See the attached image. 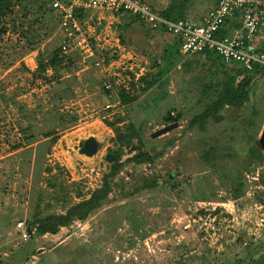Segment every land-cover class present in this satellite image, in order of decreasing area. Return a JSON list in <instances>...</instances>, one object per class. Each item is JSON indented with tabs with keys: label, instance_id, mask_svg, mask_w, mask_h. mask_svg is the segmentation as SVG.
Returning a JSON list of instances; mask_svg holds the SVG:
<instances>
[{
	"label": "rangeland",
	"instance_id": "rangeland-1",
	"mask_svg": "<svg viewBox=\"0 0 264 264\" xmlns=\"http://www.w3.org/2000/svg\"><path fill=\"white\" fill-rule=\"evenodd\" d=\"M146 1L161 9L182 0ZM214 1L183 0V14L201 15ZM78 21L92 53L70 44L58 65L34 72L37 56L62 42L56 17L39 0H12L0 16V264H263L264 74H252L247 100L223 105L202 128L188 125L222 81L248 72L215 53L181 57L172 35L126 12L88 10ZM121 87L134 98L121 103ZM166 112L178 125L149 136ZM117 115L113 125L131 124L140 140L132 136L120 159L143 149L153 160L125 161L83 219L22 238L18 220L61 212L100 185ZM89 135L97 148L86 155L78 147ZM152 174L156 185L133 189Z\"/></svg>",
	"mask_w": 264,
	"mask_h": 264
},
{
	"label": "built area",
	"instance_id": "built-area-1",
	"mask_svg": "<svg viewBox=\"0 0 264 264\" xmlns=\"http://www.w3.org/2000/svg\"><path fill=\"white\" fill-rule=\"evenodd\" d=\"M41 1L58 13V26L63 36L58 54L62 58L69 54L70 44L86 51L87 55L92 53L80 32L77 10L126 12L143 27L172 35L182 57L210 50L224 63H236L244 71L264 74V0H216L201 15L175 19L163 16L146 0ZM103 86L110 88V81H104ZM16 227L20 236L26 238L28 231L23 219L16 222Z\"/></svg>",
	"mask_w": 264,
	"mask_h": 264
},
{
	"label": "trees",
	"instance_id": "trees-1",
	"mask_svg": "<svg viewBox=\"0 0 264 264\" xmlns=\"http://www.w3.org/2000/svg\"><path fill=\"white\" fill-rule=\"evenodd\" d=\"M216 1V0H215ZM214 1V2H215ZM182 1L176 3V2H170L165 7L158 9L159 12L168 18L175 19L178 17H183V6ZM40 6L44 9H49L54 16L56 17V20L58 21V13L53 8H50L46 6L41 0H39ZM12 6V0H0V16L4 15L8 11L11 10ZM85 13V11L79 9L77 10V17L79 18ZM123 12H117L115 14H120ZM130 15V14H129ZM132 16V15H131ZM135 20L136 18L132 16ZM142 26V25H141ZM4 28H0V31ZM150 29H148L149 31ZM161 33H165L161 30H158ZM171 46H173L177 51V40L173 39L172 43H170ZM60 45V44H59ZM59 45L54 47L52 50L50 56L46 59H43L40 57V55L36 58V65L33 69L34 72H43L47 65L55 66L58 65L61 60L63 59L58 54ZM178 53V51H177ZM201 53H204L206 56L211 57V55L214 53L213 51L206 50L202 51ZM178 55H180L178 53ZM181 56V55H180ZM182 57V56H181ZM217 60L220 62L221 59L216 54ZM224 63V62H222ZM236 73H241L242 70L240 67L237 66L235 69ZM247 72V71H246ZM252 74H255V71L248 72L247 74H244L242 77H240L238 80L235 81V77L233 75L228 76V78L221 82L220 88L217 90V95L205 102L204 106L196 113H194L190 119L188 120V125H197V127L202 128L204 121L212 114H214L220 107H222L225 104H238L242 103L245 100H247V87L250 83ZM142 79V77H140ZM139 88H143V86H140ZM107 90L108 88H104ZM119 101L127 102L134 98V95H129L128 92L124 88H120L119 90ZM178 115L175 114L174 116H171L168 112L163 116V122L167 123L173 120H177ZM120 116L117 115L113 121H110L111 125L113 126L114 134H113V140L117 144L116 149L113 150L112 154L114 155L113 160L111 161V164L109 165L108 170L102 174L101 176V183L99 186L93 188L89 194L81 198L71 204H69L63 211L61 212H47L44 214H40L37 211H33L29 217H26L28 219V225L24 226L26 230L28 231L29 237H33L36 235H41L43 233H55L61 226H66L70 224L74 219H83L91 210H93L95 207L98 206V204L101 202L102 199H104L107 195V192L109 190V179L112 178L119 170L121 165L125 161H132L134 163H141V162H150L153 160L154 155L157 153L150 154L148 150L143 149H137L124 159H120V152L123 145L130 142L131 137L135 136L136 139H138V143L140 145V140L136 136L137 133L135 130L132 129L131 124L127 125V129H122L119 126L113 125L115 122H119ZM46 135L51 134V130L47 131ZM23 138L25 140L31 139L33 137L32 133H23ZM54 140V135H51L49 138V142L52 143ZM18 143L15 144V146ZM255 154L257 158L261 159L263 157L262 151L256 147ZM174 171H170L168 174L172 176ZM168 177V176H167ZM157 184V174H152L149 177H142L141 181L138 183V185L134 186L133 189L138 188H149ZM31 254V253H30ZM261 261L264 264V250L260 253ZM253 256V255H252ZM252 256H249V259L252 260ZM24 261L28 259V255H25ZM248 260V258H247ZM3 264L9 263L8 261L4 260L1 261ZM245 263H248L247 261ZM244 263V264H245Z\"/></svg>",
	"mask_w": 264,
	"mask_h": 264
},
{
	"label": "water",
	"instance_id": "water-1",
	"mask_svg": "<svg viewBox=\"0 0 264 264\" xmlns=\"http://www.w3.org/2000/svg\"><path fill=\"white\" fill-rule=\"evenodd\" d=\"M177 125H178L177 120L170 121V122L166 123L165 125H162L156 129L150 131L149 136L153 137V136L158 135L164 131H167L168 129H170L174 126H177ZM257 145L264 152V124H262L260 133L257 137ZM136 147H137V145H131V148H136ZM96 148H97V140L92 135H89L80 141L78 151L82 152L86 155H90L96 150ZM105 156L107 158L111 159L113 157V154L112 153H105ZM24 223H25V226L28 225V219L27 218L24 219ZM28 231L30 232L29 229H28Z\"/></svg>",
	"mask_w": 264,
	"mask_h": 264
},
{
	"label": "crops",
	"instance_id": "crops-1",
	"mask_svg": "<svg viewBox=\"0 0 264 264\" xmlns=\"http://www.w3.org/2000/svg\"><path fill=\"white\" fill-rule=\"evenodd\" d=\"M173 38V37H172ZM174 39V38H173ZM238 66V65H237Z\"/></svg>",
	"mask_w": 264,
	"mask_h": 264
}]
</instances>
